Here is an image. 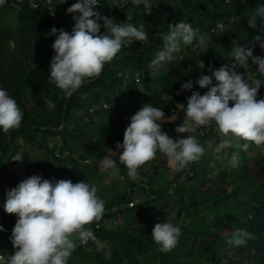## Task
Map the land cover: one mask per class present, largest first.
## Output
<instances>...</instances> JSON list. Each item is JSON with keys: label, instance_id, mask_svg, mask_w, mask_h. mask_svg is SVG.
<instances>
[{"label": "trees", "instance_id": "16d2710c", "mask_svg": "<svg viewBox=\"0 0 264 264\" xmlns=\"http://www.w3.org/2000/svg\"><path fill=\"white\" fill-rule=\"evenodd\" d=\"M100 2L102 16L117 23H143L149 42L126 43L98 78L83 84L70 98L49 81L54 40L39 31L36 23L24 29L22 21L18 27L23 34H31L22 47L16 43L10 50L2 47H7V42L1 43L0 87L16 100L24 118L18 129L0 132V170L14 165L20 154L29 177L73 183L84 180L92 185L100 178L96 184L103 187L98 196L105 201L104 214L86 226L92 228L96 240L85 245L77 241L68 264H264V148L252 144L246 152L229 147L217 154V133L210 126L195 135L205 147L204 155L185 170H175L171 179L167 176L174 170L159 153L139 169L141 179L137 182L119 162L115 173H105L100 166L106 155L118 160L116 143L123 142L118 127L126 128L130 117L146 103L162 109L163 120L176 116V121L162 124V131L174 135L176 126L186 118L176 104H186L192 91L201 95L207 91L195 81L201 73L211 75L210 66L218 69L232 63L233 41L244 44L259 34L258 29L249 28L247 20L264 0H152L151 10L119 0L112 17L108 1ZM73 3L75 0L66 2L69 7ZM181 20L206 34L208 47L182 48L177 59L153 69L149 65L163 46L162 36L169 25ZM219 22L225 24L223 34L213 31ZM61 28L71 32L72 27L62 23ZM253 55L264 56V50L257 44ZM199 61L204 69L198 67ZM257 67L239 71L246 76L253 71L255 77ZM189 80L193 89L181 91V84ZM167 95L171 98L165 99ZM257 99H264V85ZM46 101L53 102L55 108L49 109ZM55 136L58 140L51 144ZM233 153H239L236 167L229 162ZM85 159L91 164L84 163ZM106 176L110 182L103 180ZM18 183L15 175L11 177L2 189L0 204L5 190ZM167 217L180 227L181 234L176 247L162 253L151 233L154 225ZM16 219L0 207V225L7 230L0 232L1 241L9 240ZM235 229L248 233L242 246L227 243ZM8 250L6 256L14 253L12 245Z\"/></svg>", "mask_w": 264, "mask_h": 264}, {"label": "clouds", "instance_id": "9594fccd", "mask_svg": "<svg viewBox=\"0 0 264 264\" xmlns=\"http://www.w3.org/2000/svg\"><path fill=\"white\" fill-rule=\"evenodd\" d=\"M100 1L75 0L69 7L67 0H7L0 6V10L8 4L12 6L13 19L15 10L19 11L16 18L19 22L20 19H30L34 11L47 6L49 17L57 21L46 31L48 37L54 40V55L50 61L48 78L50 83L63 92L65 98H70L83 84L98 78L126 43L149 42L143 23L139 26L117 23L112 18L102 16L99 13ZM107 1L108 12L110 14L112 10V17L119 0ZM33 2L38 6L33 7ZM128 2L142 5L146 10H151L153 5L152 0H122L124 4ZM252 12L247 24L251 29H258L259 34L244 44L233 41L230 50L232 63L218 69L210 66L208 70L211 75L201 73L195 81L199 88H206L207 91L203 95L192 91L186 104H176L186 118L176 126L175 132L195 133L200 129L214 127L217 133L214 150L217 154L229 147H238L240 151L246 152L252 144L264 148V99H257L259 89L264 85V56L253 55L257 44L264 50V4H257ZM62 23L71 26V32L58 29ZM213 31L223 34L225 24L217 23ZM21 33L18 30L17 35ZM7 37L11 39V45H16L14 33ZM162 43V48L150 62L149 66L153 69L177 59L182 48L195 46L200 50L206 49L209 37L181 20L168 26L167 34L162 36ZM197 65L200 69L205 68L202 61ZM252 65L258 66L254 72L255 77L253 71L247 76L239 71L251 69ZM192 89L191 80L182 83L180 87L181 91ZM168 98L171 97L165 96V99ZM46 105L49 109L55 108L51 101H46ZM164 117L162 109L150 103L144 104L130 117L126 128L118 127V132L123 134V142L116 143L118 160L104 156L100 161L103 170L115 173L119 162L127 169V176L137 182L141 179L139 169L155 159L157 153L162 154L177 172L198 162L205 153V147L195 135L189 134L183 138L177 136L175 140L171 138L162 131L161 121ZM23 118L24 113L16 100L0 87V132L7 134L18 129ZM15 157H19V160L14 159L13 168L9 170L6 166V170H0L4 174L8 171L10 179L15 175L19 181L15 187L5 190L0 204L6 214H13L17 218L9 240H0V250L5 251V255L0 254V264H68L78 246L77 241L85 245L90 240H96L92 228L86 226L102 218L105 201L98 196L95 183L44 179L40 175L29 177L22 156L17 154ZM229 162L233 167L238 166L239 153H233ZM84 163L91 164V161L85 159ZM22 175L26 179L22 180ZM121 178L124 176L121 175ZM3 231L7 230L0 225V232ZM180 234L178 225L164 220L154 225L151 237L160 252L168 253L178 244ZM247 238L245 230L235 229L227 243L242 246ZM11 245L14 253L6 256Z\"/></svg>", "mask_w": 264, "mask_h": 264}, {"label": "rangeland", "instance_id": "374dc122", "mask_svg": "<svg viewBox=\"0 0 264 264\" xmlns=\"http://www.w3.org/2000/svg\"><path fill=\"white\" fill-rule=\"evenodd\" d=\"M14 13V9L12 6H10L9 4L6 5L5 7H3L1 10H0V45L1 43H5L6 41V37L10 34V33H13L15 31L18 32L17 28L18 26H22V19H20V22L18 20H16L17 16L19 15V11L15 10V19L12 18V14ZM3 20H4V23L8 22L7 25H5L3 23ZM31 23H34V20L33 19H28L26 21H24V29H29L30 27V24ZM22 32V27H21V30H20V33ZM24 62H26L24 60ZM25 76V75H24ZM19 80H22V77L19 79ZM167 121H176V116L174 115L173 118L171 119H166V120H163L162 124L166 123ZM202 131V129L198 130L197 132L195 133H176L174 132V135L171 137L173 138L174 140L177 138V136L183 138L185 137L186 135H196L197 133H200ZM58 140V136H55L54 139L52 140L51 144L55 143L56 141ZM18 143H20L22 145L21 142L18 141ZM22 148V146H21ZM159 157L161 156V154H158ZM15 159L18 161L19 160V157H15ZM9 165V164H8ZM168 166L174 170L172 172H169L168 174V178L171 179L172 178V175H174L175 173V169L173 166H171L169 163H168ZM14 165H9L7 166V169L10 170V168H13ZM10 172V171H9ZM103 172H105L103 170ZM8 171H6V174L0 172V197L2 198L3 197V193H2V189L4 187V185L9 181V173L7 175ZM105 173H111V172H105ZM114 178V177H112ZM119 178L121 179V176H119ZM26 179L24 175H22V180ZM105 182H110L111 181V178L106 176L105 179H103ZM100 181V178L99 177H96V182H95V187L97 188V194L100 195L102 190H103V187H101L99 184H96L97 182ZM101 182H103L101 180ZM1 207V206H0ZM172 218L171 217H167L166 218V221L170 222ZM159 223V222H158Z\"/></svg>", "mask_w": 264, "mask_h": 264}, {"label": "crops", "instance_id": "0c3cea01", "mask_svg": "<svg viewBox=\"0 0 264 264\" xmlns=\"http://www.w3.org/2000/svg\"><path fill=\"white\" fill-rule=\"evenodd\" d=\"M113 4V2L111 3ZM110 4V6H111ZM112 10L110 11L111 14ZM49 9L47 8V6L42 7L40 10H37L36 12H34V14L31 15V18L35 17L34 23H36L38 25V27H40L39 31L43 32L46 34V31L48 29V27L52 24L57 23L56 20H53L49 17ZM71 15V14H70ZM16 40H17V45L19 44L20 47H22L23 45H25V39L28 37V35L30 36V33L24 32L21 33L20 35H17V31L13 32ZM11 34V33H10ZM25 35H27L25 37ZM7 42V43H6ZM6 44L7 47L2 46L3 48H8L10 50H12L13 48H15V45H11V39L9 37L6 38ZM6 49H2V50H6Z\"/></svg>", "mask_w": 264, "mask_h": 264}, {"label": "built area", "instance_id": "2783aa9c", "mask_svg": "<svg viewBox=\"0 0 264 264\" xmlns=\"http://www.w3.org/2000/svg\"><path fill=\"white\" fill-rule=\"evenodd\" d=\"M7 0H0V6H2L5 2H6ZM43 1V0H42ZM49 1V0H48ZM33 7H35V6H38V4L37 3H32L31 4ZM0 254H2V255H5V251L4 250H0Z\"/></svg>", "mask_w": 264, "mask_h": 264}]
</instances>
